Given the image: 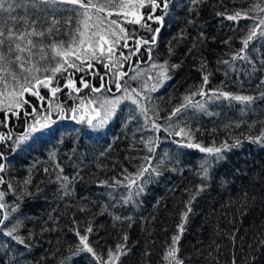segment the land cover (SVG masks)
<instances>
[{
	"label": "trees",
	"instance_id": "16d2710c",
	"mask_svg": "<svg viewBox=\"0 0 264 264\" xmlns=\"http://www.w3.org/2000/svg\"><path fill=\"white\" fill-rule=\"evenodd\" d=\"M157 3L153 11L148 0L134 9L120 0H91L95 6L86 8L18 0L15 21L7 12L0 17L14 31L43 33L14 41L11 54L6 41L9 59L21 55L52 68L64 59L53 45L84 59L67 57L77 67L65 64L55 74L20 73L19 62H3L20 83L25 76L31 84L37 76L53 81L36 87L40 99L31 84L20 95L19 84L0 73L7 83L0 91L16 93L0 96V220L8 217L0 226V264H175L172 247L181 264H264V142H256L264 141V0ZM130 11L141 23L130 22ZM236 12L241 16L227 19ZM100 36L116 41L111 54ZM29 39L35 46L18 53L15 43ZM69 80L74 87L65 86ZM117 83L126 97L94 127L98 121L84 110L100 111ZM51 88L60 90L53 95ZM45 119L49 126L33 132ZM188 143L221 148L223 159Z\"/></svg>",
	"mask_w": 264,
	"mask_h": 264
},
{
	"label": "snow or ice",
	"instance_id": "6c2138e0",
	"mask_svg": "<svg viewBox=\"0 0 264 264\" xmlns=\"http://www.w3.org/2000/svg\"><path fill=\"white\" fill-rule=\"evenodd\" d=\"M108 2L112 3L113 0H108ZM148 2L150 4L152 10L155 11L157 9V7H158L157 0H148ZM39 3L52 4V5L60 3V4L76 5V6L80 7V8L94 7L95 6V5L91 4V0H89V3L87 5L83 3V0H39ZM17 4H18V0H0V17H3V14L5 12H7V13H9V19H12L13 21H15L17 18L11 17L10 13L14 10V7L17 6ZM33 4H34V6H36L35 5V0H33ZM128 5H131L133 9L135 8L136 5H139V7L143 8L144 5H145V0H120L119 6L121 8H124V7L128 6ZM164 6L167 7V4L165 3ZM99 10L103 11V8H99ZM261 10L264 11V9H261ZM124 14L126 16L127 15H132L134 17V19L130 21L131 23L139 24V23H141V20L143 19V16L142 15H137V13L135 11L125 12ZM84 15L87 16V12H85ZM240 16H241V13L240 12H236L234 16L230 15V16L227 17V19L233 20V19H236V18H238ZM148 18L149 19H153L154 18L156 20L162 19V17H153V16H149ZM110 23L116 24V21H111ZM260 23L264 24V19H262L260 21ZM13 27H6L5 25L0 24V73H6L7 75H10L12 77V80L15 81L17 84H19V87L22 90L20 95H22L23 92L30 91V88H29L28 85L31 84V81L29 80L28 76H25L24 77L25 83H20V75L16 71H9L8 68H5L3 66V62L4 61L7 60V63L9 65H11V64H13L15 62H19L17 64V67H19L20 73H29V74H31L32 72H37L38 73L41 70H43L44 72L51 71L54 74L55 73H59V72H62L65 64L69 68H75V67H77V65H75L72 62H70L67 59V57L72 56V55H75L76 58L80 59L82 63L84 62V59H83V57L80 54L75 53L71 49L63 50V51L58 50V46H56V45H53V51L55 52L56 56L63 57L64 59H63V63H60L59 61H57L55 67L49 68V67L44 66V64L31 63L30 58L28 60H23L21 55H16L15 59L11 60L8 57H6L4 55V53H3V48L5 46L6 41H7L8 52H9V54H11V52L13 51V42L14 41H23L25 39V35H28V36L43 35V33H36L34 31L33 32H29V33H20L18 31H14ZM124 31H125V29L121 27L120 28V32L123 33ZM149 31H153V30L151 28H149ZM155 31H158V29L155 30ZM92 35L95 36L96 33H92ZM113 35H115V33H113ZM260 35L264 36V32H261ZM81 36H83V33H81ZM255 36H256V32L253 29L250 32V34L247 37V39L244 41V46L247 47L248 46V42L251 41ZM155 39H156V37L153 36L151 41L144 40L143 43L144 44H148L150 42H154ZM100 41H103V44H109V47H108L107 51L109 52V54H111L112 51H113V46L116 43V41H112L110 43L103 36H100ZM84 43H85V41L83 39H81L80 40V44L83 45ZM103 44H101L100 48H99V51L101 52V55H103V53H104ZM29 46H33V47L35 46L34 45V41H32L31 39H29L27 41V45H25V46H22L21 43H15V50L18 53H24L26 50H28L30 52L31 49H30ZM88 47L92 49V55H93V57H95L96 49L93 48V46L91 44H89ZM83 51L85 53H87L88 49H84ZM41 60L45 61V63L48 62L47 59L45 57H43V56L41 57ZM28 63H31V67H25V64H28ZM32 79L35 80V84H31L32 94L37 95L38 98H40V99H43V97H39V93H38V91H35V89H36L37 86H42V87L48 88L52 84L53 77L52 76H47V77L41 79L40 77L37 76V77H32ZM204 81H205V83H207V81H208V77L207 76L204 77ZM0 82H5L4 75H0ZM81 83H84V86L88 87L87 83H85L84 81H81ZM65 86L69 87V88L74 87V85H73L71 80H69L68 84L65 85ZM116 87H117V89H120L121 85L119 83H117ZM5 88H7V83L6 82H5ZM50 90L52 91V93L54 95L55 92L59 91L60 89L59 88H51ZM99 90L100 89H97L95 87L92 88L93 92H97ZM76 91L79 92L80 89L77 88ZM133 91H135V89ZM6 94L7 95H16L15 91H13L12 93H5V92L0 91V96L6 95ZM201 94H203V93H201ZM221 94L224 95L226 98L230 95L228 93H221ZM137 95H139V93H137ZM262 96H264V93H262ZM231 98L235 99L237 101H241V102H252L254 100V98L252 96H232ZM24 102L27 103L26 100ZM88 103H92V101L89 100ZM104 103L113 105V107L111 108L110 111H106L105 112L104 116L98 121V123L96 125H93L94 127H100L106 122V120L108 119L109 115L112 112L115 111V104L119 103V98H117V100H115V101H110V100L105 99ZM133 103H136V101H133ZM93 111H95V109H93ZM179 111H180V109L177 108L176 112H179ZM88 123L92 124V119L91 118H89ZM48 126H49V124L47 122V119H45L43 121L42 120H36L34 122L33 127H32V131L36 132V131H39L41 128H47ZM154 127H156V126L154 125ZM182 132H183V129H181V132L176 133V135H180ZM26 138L27 137H25V139ZM256 142H264V141H256ZM186 146L187 147L199 148V150L201 152H205V153H209V154H216V158L218 160L219 159H223V157L221 155H219V153L221 152V148L202 147L199 144H195L194 145V144H191V143H188ZM149 150L151 151V149H149ZM3 169H4V165L0 164V171H3ZM206 171H207V169H205V172ZM137 175H142V172L138 173ZM132 183H135V180H133ZM141 191H142V189H141ZM2 196H3V194L0 193V199H2ZM2 207H3V205L0 204V208H2ZM190 210L191 209H189V211ZM13 211H15V209H13ZM186 215H187V213H185V216ZM7 219H8V217L5 216L4 219L0 220V226L4 225L5 220H7ZM180 228H181V231H182L183 230V226L181 225ZM13 230L14 229L5 232L4 235L12 236ZM91 230H92L91 228L88 229L89 232ZM78 235H79V233H78ZM13 238L17 239L18 242H22V241H19L18 237H13ZM87 240H88L87 236L80 235V243L83 245L84 249L87 252L92 253L93 249L89 246ZM172 241H173V245L177 244L178 241H179V237L178 236H173L172 237ZM117 249L118 250L120 249L119 245L117 246ZM177 251H178L177 248L172 247L171 250L169 251L168 255L175 259V264H181V262L178 259L175 258V254H176Z\"/></svg>",
	"mask_w": 264,
	"mask_h": 264
},
{
	"label": "rangeland",
	"instance_id": "374dc122",
	"mask_svg": "<svg viewBox=\"0 0 264 264\" xmlns=\"http://www.w3.org/2000/svg\"><path fill=\"white\" fill-rule=\"evenodd\" d=\"M111 97L107 98V100L110 101H115L117 100V98H119V103L121 102V99L123 100V97H126V95L124 96V94H119L120 89L117 90H113V88L111 86H109ZM109 89L107 87V90L109 92ZM126 94V93H125ZM115 104V109L118 106V104ZM113 107V105L107 104V103H103V107L102 109L99 111L97 107H88L87 110H84V114H89L90 117L92 116L93 119H95L96 121H99L105 114L106 111H110L111 108ZM92 109H95V111H93ZM113 112L109 115L108 119L106 121H109L111 119Z\"/></svg>",
	"mask_w": 264,
	"mask_h": 264
}]
</instances>
